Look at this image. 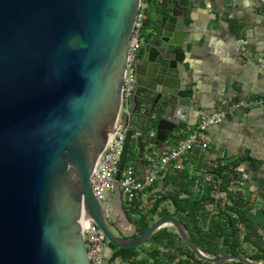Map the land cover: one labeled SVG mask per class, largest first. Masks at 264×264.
Returning a JSON list of instances; mask_svg holds the SVG:
<instances>
[{"label":"water","instance_id":"water-1","mask_svg":"<svg viewBox=\"0 0 264 264\" xmlns=\"http://www.w3.org/2000/svg\"><path fill=\"white\" fill-rule=\"evenodd\" d=\"M140 1L0 0V264H90L84 216L106 235L103 264L117 249L147 244L166 225L204 261L264 264L205 254L176 217L137 233L118 183L107 202L92 190L91 174L118 117ZM203 1L172 0L160 31L150 35L151 50L138 59L117 179L135 132L142 158L153 129L158 145L189 117L193 92L179 63L187 15Z\"/></svg>","mask_w":264,"mask_h":264},{"label":"crops","instance_id":"crops-1","mask_svg":"<svg viewBox=\"0 0 264 264\" xmlns=\"http://www.w3.org/2000/svg\"><path fill=\"white\" fill-rule=\"evenodd\" d=\"M184 29L188 35L179 68L182 83L193 92L189 117L187 121H181L177 132L169 134L158 145L154 143L156 133L153 129V136L151 133L149 141L145 142V151H149V155L143 154L137 163L130 164L136 167L138 176L142 178L150 158L158 159L163 152L175 147L203 118L219 111L224 112L225 117L203 130L207 148L190 152L180 168L167 165L156 182L142 192L135 203L153 222L171 216L180 219L190 230H193L195 220L206 229L209 219L188 218L183 212L176 211L179 206H185L187 200V206H190L189 202L204 192L205 182H211L216 187L211 188L210 198L204 200L203 205L207 210H219L225 202H238V209L230 211L231 214L238 216V213H243L246 216L239 225L240 229L231 231L230 239L231 242L242 243L239 249L246 254H237L249 257L257 247L251 240L244 242V237L264 245V105L240 108L234 104L264 95V0H204L187 15ZM136 135L135 132V139ZM218 165L228 166L231 181L226 177L220 182L210 173ZM244 175L248 178L245 179ZM164 197L166 200L161 201ZM218 199L221 205L217 203ZM123 204L129 219L139 223L142 216L131 211L124 201ZM123 227L128 233L134 232L128 221L123 223ZM164 228L177 233L171 225L158 231ZM198 247L210 256L235 254L222 243L218 246L221 252L216 255ZM154 249L161 250V256L156 260L149 255ZM187 250L180 235L172 241L155 239L146 244L141 258L147 257L148 264H188L183 263L187 260L189 264H202ZM120 260L118 258L116 263ZM234 261L239 260L209 263L237 264Z\"/></svg>","mask_w":264,"mask_h":264},{"label":"built area","instance_id":"built-area-1","mask_svg":"<svg viewBox=\"0 0 264 264\" xmlns=\"http://www.w3.org/2000/svg\"><path fill=\"white\" fill-rule=\"evenodd\" d=\"M150 0H141L139 10L135 19L133 31L130 37L129 55L126 63L122 86V99L110 140L105 145L99 155L93 172L91 174V186L95 196L101 202H107L108 193H114L118 183L122 199L129 208L133 206L135 200L142 192L151 187L163 172L167 165L172 164L180 168L188 158L190 152L202 148L205 149L208 143L204 141L202 132L209 125L217 124L225 117L222 111L203 118L198 126L194 128L186 137L180 139L175 147L162 153L158 158H150L145 167L147 172L144 177L137 174L133 164L125 165L122 174L117 179L121 157L126 140V125L124 116L128 113L130 100L136 88L137 76L135 60L141 44V30L145 24ZM264 105V95L241 100L234 104L235 107L251 108ZM154 133L151 135L153 136ZM245 179L247 175L243 176ZM83 235L88 249L90 264H103V251L107 238L103 230L90 217L84 216L82 221Z\"/></svg>","mask_w":264,"mask_h":264},{"label":"trees","instance_id":"trees-1","mask_svg":"<svg viewBox=\"0 0 264 264\" xmlns=\"http://www.w3.org/2000/svg\"><path fill=\"white\" fill-rule=\"evenodd\" d=\"M228 172L229 169L227 165H218L216 168H213L212 171H210V173L214 175L215 179L219 180L220 182L224 181L226 177H228L229 181H231ZM214 186L216 187V185H213L211 182H205V185L203 186L204 192L200 196H197L195 199L190 201L189 202L190 206H187L188 205V200H187L185 206L184 205L179 206L176 212H183L184 214H186L188 218L202 219L203 217L209 219L206 229H204L202 225L197 224L196 220L193 230L187 228L189 229L190 232L189 234L192 240L194 241V243L204 248L206 252L213 255L219 254L221 252V249L218 246H220V243H222L224 246L230 247L231 251L235 254L239 252L244 253L243 251H241V249H239L242 246V243L231 242L230 239L232 236L231 231L234 230L235 232H237L240 229L239 225L242 224L243 219L246 216L243 213H238V216L231 214L230 211L232 210L235 211L236 209H238L239 207L237 205L238 202L233 201L231 204L225 202V206L223 208L220 207L219 210L218 209L207 210L206 206L203 205V201L210 198V191L212 187L214 188ZM205 188H209V189H205ZM166 198L167 197H164L163 199H161V201L166 200ZM229 199H231V197ZM161 201H159V203ZM217 203L220 204L221 200L218 199ZM134 204L130 208V210L136 212L137 215L142 216L139 223L136 222L138 227L137 233H142L153 223V221L148 217V214H145L141 209H139L138 205L135 202ZM156 208L157 206L154 209ZM213 221H216L217 224H212ZM175 236H179L178 233L170 232L164 228L161 229L160 231H157L147 243L152 242L155 239H166L167 241H172ZM250 240L252 244L257 247V250L255 253L249 255V257L257 262L264 261V245H262L260 242L253 240L252 238L244 237V242H250ZM145 246L146 244L136 248L117 249L113 257L111 258L110 264H113V262L117 258H121L122 261L132 260L134 264H148L147 257L141 258L145 250ZM187 249H188L187 250L188 253L190 254V256L193 257V259L197 260L202 264H210L208 261H203L199 259L195 255V253L188 247ZM149 255L152 259L156 260L160 258L161 250L154 249L150 252ZM181 262L183 261L181 260ZM234 262H237V264H246L241 261H234ZM183 263L189 264V261L187 260L186 262Z\"/></svg>","mask_w":264,"mask_h":264},{"label":"flooded vegetation","instance_id":"flooded-vegetation-1","mask_svg":"<svg viewBox=\"0 0 264 264\" xmlns=\"http://www.w3.org/2000/svg\"><path fill=\"white\" fill-rule=\"evenodd\" d=\"M150 3L155 6L156 14L154 18H151V16H149V14L147 13V18L143 26L144 29L147 27L146 31L144 32L143 30H141V44L135 60L136 76H138V71L141 69L138 59L140 57H143L146 54L147 50H151L147 48L148 42L150 40V35L153 32H156V34H158V32L160 31V26L162 24L161 19L163 18L164 13L167 11V8L171 6L172 0H152L150 1Z\"/></svg>","mask_w":264,"mask_h":264},{"label":"rangeland","instance_id":"rangeland-1","mask_svg":"<svg viewBox=\"0 0 264 264\" xmlns=\"http://www.w3.org/2000/svg\"><path fill=\"white\" fill-rule=\"evenodd\" d=\"M148 14H149V16H151V18H154L155 14H156L155 6L152 3H150V5H149ZM146 28L145 29L142 28V30L145 32ZM149 153H150L149 151H145L144 156H148ZM138 157H139V151H138V147L136 146V139L133 137L131 140V143L129 145V149H128V153H127V164H130L132 162L137 163Z\"/></svg>","mask_w":264,"mask_h":264}]
</instances>
